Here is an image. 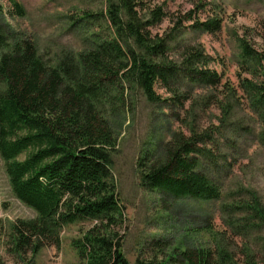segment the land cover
<instances>
[{"label": "trees", "instance_id": "obj_1", "mask_svg": "<svg viewBox=\"0 0 264 264\" xmlns=\"http://www.w3.org/2000/svg\"><path fill=\"white\" fill-rule=\"evenodd\" d=\"M8 1L12 17L26 15L21 2ZM140 5V0H107L105 25L91 34V45L85 42L84 50L63 53L54 61L40 54L33 39L0 23V156L14 196L37 214L12 224L17 252L37 254L45 246L59 247L64 228L91 221L94 226L73 241L81 259L87 264H131L119 237L126 208L113 173L119 138L114 122L133 113L140 94L150 104L176 106L188 119L198 103L193 91H170L174 96L164 98L157 85L169 91L183 78L202 90L221 87L222 99H201L206 106L216 105L222 119L221 127L203 130L186 119V130L174 132L161 146V155L144 152L137 169L141 186L149 191L176 200L221 201L222 187L202 171V164L219 160L212 147L216 130L232 123V100L246 102V110L264 124V53L247 40L239 42V84L234 87L209 67L201 47L188 46L181 60L171 59V37L153 33L164 21L163 10H151L148 19ZM93 18L86 13L79 20ZM193 28L214 33L221 21L208 19ZM189 102L191 108H186ZM261 138L264 146V131ZM239 201L222 209L230 214L227 229L207 224L198 230L197 244L170 252L159 241V254L138 258L135 264H264V254L256 255L246 241L252 230L264 226V205L256 195ZM0 264H6L1 256Z\"/></svg>", "mask_w": 264, "mask_h": 264}, {"label": "rangeland", "instance_id": "obj_2", "mask_svg": "<svg viewBox=\"0 0 264 264\" xmlns=\"http://www.w3.org/2000/svg\"><path fill=\"white\" fill-rule=\"evenodd\" d=\"M26 10L24 17H12L8 0H0V23H9L26 37L33 39L40 54L54 61L63 53H78L91 45V34L105 25L107 0H18ZM140 13L150 18L151 10L161 8L164 21L153 33L173 40L168 56L181 60L188 46L201 47L210 60L209 67L223 74V82L238 87L240 68L239 42L247 40L257 52L264 53V0H140ZM93 19L79 20L83 14ZM219 19L221 28L214 32L194 29L196 22ZM178 30V31H176ZM89 39V40H88ZM244 76H247L244 74ZM164 98L170 93L194 92L195 112L179 111L166 102L153 105L142 94L137 96L135 110L124 119L114 122L118 146L114 155L113 173L117 181L126 218L119 237L123 252L131 264L138 258L149 260L160 251L157 242L168 244L167 251L199 240L198 230L212 224L225 230L230 214L222 209L256 195L264 205V131L262 118L242 100L234 106L230 126L216 130L212 152L219 160H203L202 171L224 191L221 201L200 203L192 199L167 197L144 189L139 180L138 161L146 151L161 155V146L171 140L174 132L186 130L183 123L195 121L203 129L221 127L222 112L216 105L206 106L204 95L222 99L221 87L202 90L183 78L168 90L156 87ZM206 93V94H205ZM201 99V100H200ZM192 102L186 108H191ZM236 107V109H235ZM178 116V117H177ZM157 148V150L155 149ZM235 201V202H233ZM36 212L21 203L13 194L5 164L0 156V256L6 264H87L74 248L73 241L82 237L94 222H79L64 228L59 247L45 246L37 254L17 252L11 226L19 220L36 218ZM233 217H238L234 215ZM243 239V238H242ZM241 238L237 242L241 243ZM244 241V240H243ZM256 255L264 254V226L252 230L246 237ZM163 253V250H162Z\"/></svg>", "mask_w": 264, "mask_h": 264}]
</instances>
